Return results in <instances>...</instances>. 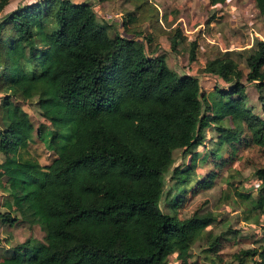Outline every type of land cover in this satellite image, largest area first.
<instances>
[{
	"label": "trees",
	"instance_id": "16d2710c",
	"mask_svg": "<svg viewBox=\"0 0 264 264\" xmlns=\"http://www.w3.org/2000/svg\"><path fill=\"white\" fill-rule=\"evenodd\" d=\"M253 1L264 15V0ZM11 2L0 0V190L9 210L0 222L15 226L19 216L46 237L8 249L0 264H169L174 255L190 264L213 219L165 213L167 177L186 192L197 160L218 157L199 152L212 129L220 147L248 132L264 149V41L239 54L245 75L236 53L204 31L203 44L191 41L174 27L179 18L168 22L153 0H126L115 35L87 2L37 0L3 15ZM164 37L173 52L189 47L185 74L166 58ZM245 78L260 93L261 115L248 108ZM34 98L52 128L48 165L33 149L36 129L20 105ZM38 136L45 140L41 129ZM178 150L193 155L190 168L173 170ZM255 178L260 200L239 196L264 213V168ZM259 243L235 260L264 264V234Z\"/></svg>",
	"mask_w": 264,
	"mask_h": 264
},
{
	"label": "rangeland",
	"instance_id": "374dc122",
	"mask_svg": "<svg viewBox=\"0 0 264 264\" xmlns=\"http://www.w3.org/2000/svg\"><path fill=\"white\" fill-rule=\"evenodd\" d=\"M37 0H12L5 9L3 15H8L20 6L30 5ZM74 2H87L94 6L100 23L113 25L110 31L112 35L121 30L117 22L122 17V9H125L126 0L114 3L100 4L96 0H72ZM160 11L170 15L171 19L178 17L179 21L174 27H181L183 33L191 41L197 40L204 43L203 37H199L200 31L209 41L218 43L223 50L236 53L235 59L240 68L247 75L248 68L243 56H239L247 48L253 47L257 40L264 41V15L260 14L253 0H231L228 4L212 8L209 0H153ZM197 2V8L192 7ZM162 47L170 65L185 74L189 66V47L181 43L175 52L171 49V42L167 37L162 40ZM3 69L0 68V76ZM248 88V108L255 115H261V103L259 92L255 84H249L244 79ZM213 86L207 88L212 91ZM3 96L0 95V104ZM23 110L30 116L36 129V143L33 149L39 156L40 163L48 165L55 158V152L48 146L50 140V123L43 117L38 98L26 103H20ZM226 123V128L230 127ZM0 128H3L0 121ZM40 129L45 135V140L38 136ZM206 148L199 150L202 155L215 152L218 157H210L207 160H197L193 180L183 186L177 185L170 173L166 181V193L161 202V209L179 219H188L194 215H200L213 219L204 235L191 249L190 264H239L235 255L242 251L260 247V241L264 234V213L255 209L257 205L252 200H243L239 193L251 195L258 202L261 193L257 188L255 173L264 168V149L252 142L250 133L243 134L241 140L235 144L219 145V135L215 129L207 132ZM220 149V150H218ZM177 168L188 169L192 164L193 155L178 150L174 154ZM4 160L0 155V162ZM183 191V192H182ZM7 195V194H6ZM6 198L0 190V215L8 213ZM178 200V201H177ZM179 203L178 207L174 206ZM176 207L177 209L174 210ZM22 222L15 226L4 225L0 222V257H3L8 249L24 243L33 238L45 243L46 234L38 225H30ZM214 239H218V245L211 247ZM169 264H181L177 255L171 256ZM251 264V263H249Z\"/></svg>",
	"mask_w": 264,
	"mask_h": 264
},
{
	"label": "crops",
	"instance_id": "0c3cea01",
	"mask_svg": "<svg viewBox=\"0 0 264 264\" xmlns=\"http://www.w3.org/2000/svg\"><path fill=\"white\" fill-rule=\"evenodd\" d=\"M226 5V4H225ZM192 7L194 8V9H196L197 8V2L195 1V2H193V5H192ZM212 8H214V6H211ZM220 7V6H219ZM162 13V12H161ZM163 14V13H162ZM164 15V14H163ZM170 15H166V17L168 18V22H171L173 19H171V17H169ZM179 21V20H178ZM164 39V38H163ZM162 39V40H163ZM162 40H161V44H162ZM163 48V47H162ZM1 155V154H0ZM4 194V193H3ZM5 195V194H4ZM5 196H7V195H5ZM8 198H6V200H7ZM5 206H6V203H5ZM6 208H7V206H6Z\"/></svg>",
	"mask_w": 264,
	"mask_h": 264
}]
</instances>
